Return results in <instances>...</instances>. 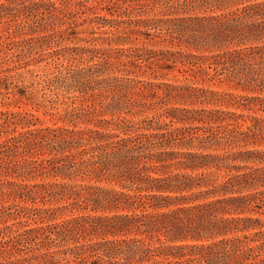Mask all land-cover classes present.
Here are the masks:
<instances>
[{"label":"trees","instance_id":"trees-1","mask_svg":"<svg viewBox=\"0 0 264 264\" xmlns=\"http://www.w3.org/2000/svg\"><path fill=\"white\" fill-rule=\"evenodd\" d=\"M0 264H264V0H0Z\"/></svg>","mask_w":264,"mask_h":264},{"label":"rangeland","instance_id":"rangeland-1","mask_svg":"<svg viewBox=\"0 0 264 264\" xmlns=\"http://www.w3.org/2000/svg\"><path fill=\"white\" fill-rule=\"evenodd\" d=\"M171 74H172V73H171ZM230 107H232V106H230ZM14 108L16 109V108H18V107L15 106ZM20 108H28V109L34 111L36 114H38V115L40 116L41 119H43V120H45V121H48V122L50 121V119H49V115H45L41 110H35V109L32 108L31 106L26 105V104H24V103L21 104Z\"/></svg>","mask_w":264,"mask_h":264}]
</instances>
